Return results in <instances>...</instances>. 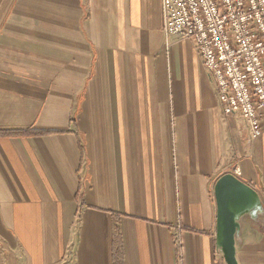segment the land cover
<instances>
[{
	"label": "crops",
	"instance_id": "crops-1",
	"mask_svg": "<svg viewBox=\"0 0 264 264\" xmlns=\"http://www.w3.org/2000/svg\"><path fill=\"white\" fill-rule=\"evenodd\" d=\"M235 166L264 205V132L222 114L162 0H0V264H113V244L227 264L214 188ZM240 238L239 264H264V223Z\"/></svg>",
	"mask_w": 264,
	"mask_h": 264
},
{
	"label": "built area",
	"instance_id": "built-area-1",
	"mask_svg": "<svg viewBox=\"0 0 264 264\" xmlns=\"http://www.w3.org/2000/svg\"><path fill=\"white\" fill-rule=\"evenodd\" d=\"M166 41H194L224 116L264 130V0H162ZM242 176L240 167L232 173Z\"/></svg>",
	"mask_w": 264,
	"mask_h": 264
},
{
	"label": "water",
	"instance_id": "water-1",
	"mask_svg": "<svg viewBox=\"0 0 264 264\" xmlns=\"http://www.w3.org/2000/svg\"><path fill=\"white\" fill-rule=\"evenodd\" d=\"M214 195L217 205V247L227 264H239L237 244L245 219L264 223V205L259 193L233 174L222 176L216 183Z\"/></svg>",
	"mask_w": 264,
	"mask_h": 264
},
{
	"label": "trees",
	"instance_id": "trees-1",
	"mask_svg": "<svg viewBox=\"0 0 264 264\" xmlns=\"http://www.w3.org/2000/svg\"><path fill=\"white\" fill-rule=\"evenodd\" d=\"M9 135H13V134H9ZM113 217H114V215H113ZM114 219H115L114 223L117 225V220H116L115 217H114ZM122 259H123V257H122L121 251L120 250H116L115 247H114V244H113V252H112L113 264H123L122 263Z\"/></svg>",
	"mask_w": 264,
	"mask_h": 264
}]
</instances>
